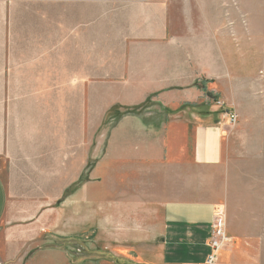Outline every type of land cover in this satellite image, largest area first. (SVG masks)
<instances>
[{"label":"rangeland","instance_id":"1","mask_svg":"<svg viewBox=\"0 0 264 264\" xmlns=\"http://www.w3.org/2000/svg\"><path fill=\"white\" fill-rule=\"evenodd\" d=\"M53 1L0 0V51L8 44L23 48L32 42L31 34L43 27L40 15L50 19L46 26L53 33L57 10ZM191 1L196 3L192 7L172 9L173 29L181 38L176 47L199 54L200 74L204 73L200 80L217 91L218 98L208 102L221 114L226 129L224 172L216 175L223 192H228L229 217L224 208V221L235 232L257 240L236 261L264 264V0ZM104 10L108 9H94L96 19ZM10 31L16 33L15 41L9 39ZM112 47L104 41L102 50L109 53ZM3 60L0 55V64ZM202 82L197 85L200 90ZM110 94L96 89L94 115L82 126L71 119H64L56 132L41 121L38 127L33 120L14 126L7 150L15 156L0 158V174L9 189L0 246L4 233L14 225L32 227L12 232L14 240L8 244L19 252L14 258L30 259L59 249L69 261L89 256L98 264L108 258L103 251L141 254L139 248L128 247V241H137L141 231L160 225L164 201L156 197L166 185L153 183L151 167L142 166L135 155H156L163 139L176 150L178 145H191L192 130L185 137L180 129L190 121L184 115L176 117L182 109L171 110L174 103L160 104L149 96L138 105L109 104L103 100ZM227 112L236 115L235 125L228 122ZM59 153L63 154L62 182L56 166ZM15 162L24 170L14 167ZM214 176L208 171V179ZM75 188L74 196L68 197ZM213 189L208 183L207 190ZM61 190L63 202L57 204ZM60 211L61 216L55 215ZM119 241L128 249L117 248Z\"/></svg>","mask_w":264,"mask_h":264},{"label":"crops","instance_id":"2","mask_svg":"<svg viewBox=\"0 0 264 264\" xmlns=\"http://www.w3.org/2000/svg\"><path fill=\"white\" fill-rule=\"evenodd\" d=\"M53 2L57 7L53 33L46 26L50 19L40 15L37 18L43 27L31 34L32 42L23 48L8 44L0 51L5 57L0 64V158H14L15 154L7 150L9 136L15 125L24 126L26 120H33L36 127L41 121L46 129L55 132L62 129L64 119L76 120L82 126L94 115L96 89L111 91L103 100L109 104L138 105L149 96L160 104L174 103L176 107L171 110L182 109L176 117L184 115L190 121L180 129L185 137L192 130V144L178 145L176 150L163 139L156 155H135L142 166L151 167L153 183L166 185L161 196L156 197L164 201L160 225L144 229L146 233L141 231V239L128 241L127 246L139 248L141 254L103 251L108 258L98 264H204L210 254L213 215L225 208L229 217V210L228 192H223L221 181L217 183L216 179L224 172L222 144L226 129L221 114L208 102L218 98L217 91L200 80L204 73L200 74L199 54L176 47L181 38L173 29L172 9L179 5L192 7L195 1L187 0L185 5L175 0ZM95 8L108 10L96 19ZM8 36L15 41L14 31ZM26 36L23 34L25 39ZM104 41L113 46L109 53L102 50ZM201 82L202 90L197 88ZM166 129L161 131L162 136ZM59 154L56 166L62 182L63 154ZM13 166L18 168L16 162ZM208 171L214 173V179L207 178ZM20 174L23 172L17 175ZM208 183L215 189L208 191ZM8 190L0 174V227L9 204ZM76 190L68 197L72 198ZM62 193L63 190L57 204L63 202ZM62 214L55 212L57 216ZM26 228L32 227L14 225L4 233L0 264H96L89 256L69 261L59 249L30 259L14 258L19 252L10 249L8 241L14 240L12 232ZM224 231L231 244L220 251L216 264H247V260L237 262L236 258L241 253L246 256L257 240L235 232L228 221ZM121 242L116 247L128 249Z\"/></svg>","mask_w":264,"mask_h":264},{"label":"built area","instance_id":"3","mask_svg":"<svg viewBox=\"0 0 264 264\" xmlns=\"http://www.w3.org/2000/svg\"><path fill=\"white\" fill-rule=\"evenodd\" d=\"M226 117L230 125H235L237 117L233 113H226ZM225 221L224 213L218 210L213 215L212 234L209 241L210 254L206 258L204 264H215L220 251L225 249L230 244V239L224 231Z\"/></svg>","mask_w":264,"mask_h":264},{"label":"trees","instance_id":"4","mask_svg":"<svg viewBox=\"0 0 264 264\" xmlns=\"http://www.w3.org/2000/svg\"><path fill=\"white\" fill-rule=\"evenodd\" d=\"M117 117H119V115L117 114ZM76 241V240H75Z\"/></svg>","mask_w":264,"mask_h":264}]
</instances>
